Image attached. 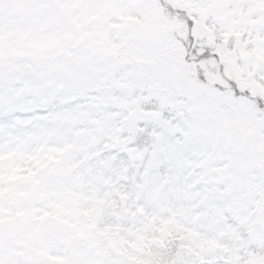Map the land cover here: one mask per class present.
I'll return each instance as SVG.
<instances>
[{
	"label": "snow or ice",
	"instance_id": "1",
	"mask_svg": "<svg viewBox=\"0 0 264 264\" xmlns=\"http://www.w3.org/2000/svg\"><path fill=\"white\" fill-rule=\"evenodd\" d=\"M0 264H264V0H0Z\"/></svg>",
	"mask_w": 264,
	"mask_h": 264
}]
</instances>
